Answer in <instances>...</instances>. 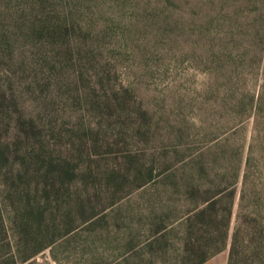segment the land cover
Instances as JSON below:
<instances>
[{"label":"rangeland","instance_id":"obj_1","mask_svg":"<svg viewBox=\"0 0 264 264\" xmlns=\"http://www.w3.org/2000/svg\"><path fill=\"white\" fill-rule=\"evenodd\" d=\"M229 209L264 233V0H0V264H194Z\"/></svg>","mask_w":264,"mask_h":264},{"label":"trees","instance_id":"obj_2","mask_svg":"<svg viewBox=\"0 0 264 264\" xmlns=\"http://www.w3.org/2000/svg\"><path fill=\"white\" fill-rule=\"evenodd\" d=\"M251 162L252 157L251 155H249L246 161L247 166L244 172V184H246L248 180V166H250ZM238 174L239 173H237L236 175ZM222 196H224V194ZM217 199L218 198L215 197H211L209 199L207 198V206L197 216L203 217L206 216L207 213L213 211L215 208V204L218 201ZM242 200H244V197H242ZM230 218L231 212L229 209L224 219L221 221L223 231L221 232L218 239L213 235V233L206 229V227L210 226L213 219H209L210 224L208 225L202 222L204 225L199 228V232L201 233V235H199L195 240H197L198 243L203 242L204 245L207 246V248L203 252H200V254L198 251H196V249L189 250L190 255H193L192 257H196L194 264H204L215 255L225 251L229 246V241L230 249L228 264H236L237 259L241 255V253L245 256V261H247V264H264V233L262 229L258 235L248 234L247 239L244 240L241 233L239 224L240 222L238 223V221L241 220L239 213V220L237 221V225L230 239ZM25 260L27 259H24V261Z\"/></svg>","mask_w":264,"mask_h":264},{"label":"crops","instance_id":"obj_3","mask_svg":"<svg viewBox=\"0 0 264 264\" xmlns=\"http://www.w3.org/2000/svg\"><path fill=\"white\" fill-rule=\"evenodd\" d=\"M207 263H209V262H206L205 264H207Z\"/></svg>","mask_w":264,"mask_h":264}]
</instances>
